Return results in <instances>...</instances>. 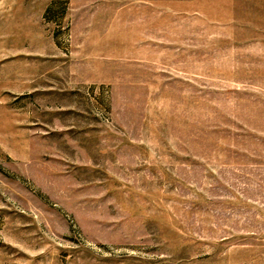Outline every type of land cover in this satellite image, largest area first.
Returning a JSON list of instances; mask_svg holds the SVG:
<instances>
[{"label":"rangeland","instance_id":"rangeland-1","mask_svg":"<svg viewBox=\"0 0 264 264\" xmlns=\"http://www.w3.org/2000/svg\"><path fill=\"white\" fill-rule=\"evenodd\" d=\"M0 264H264V0H0Z\"/></svg>","mask_w":264,"mask_h":264}]
</instances>
